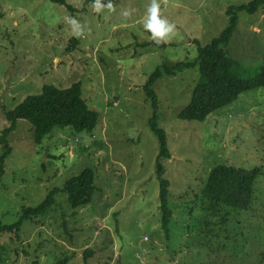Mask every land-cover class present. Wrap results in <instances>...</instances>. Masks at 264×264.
I'll use <instances>...</instances> for the list:
<instances>
[{
	"label": "rangeland",
	"instance_id": "374dc122",
	"mask_svg": "<svg viewBox=\"0 0 264 264\" xmlns=\"http://www.w3.org/2000/svg\"><path fill=\"white\" fill-rule=\"evenodd\" d=\"M86 1L66 0L69 10L49 0H0V136L10 125L5 112L44 85L81 82L83 99L99 114L93 133L55 126L36 143L31 124L19 121L9 135L0 224L17 223L24 209L59 192L45 213L0 234V264H85L88 249V264H264V88L242 93L204 121H187L179 113L201 80L199 66L156 81L158 125L171 152L163 161L173 210L167 229L159 141L149 126L154 109L144 88L157 68L194 61L196 41L209 44L228 26V9L253 0H158L161 16L175 26L159 45L143 28L151 0H111L112 9L99 12ZM70 19L82 36L72 34ZM227 51L235 75L260 72L264 6L237 13ZM219 164L262 169L248 210L204 208L200 191ZM86 168L94 170L96 188L89 204L73 209L63 188Z\"/></svg>",
	"mask_w": 264,
	"mask_h": 264
},
{
	"label": "trees",
	"instance_id": "16d2710c",
	"mask_svg": "<svg viewBox=\"0 0 264 264\" xmlns=\"http://www.w3.org/2000/svg\"><path fill=\"white\" fill-rule=\"evenodd\" d=\"M49 1L67 5L66 0ZM91 1L93 2V0ZM101 2H107V0H101ZM261 6H264V0H253L246 5L230 7L228 9L229 23L221 34L205 46L196 41L198 56L194 61H180L157 68L144 86L147 99L154 109L149 126L159 141L156 173L160 183V211L165 229L168 228L173 218V210L169 203L170 182L164 177L166 168L163 161L171 158V152L168 148L167 135L164 129L158 125L159 100L154 85L163 75L176 76L185 69L199 66L201 80L194 87L189 104L179 113V118L187 121H204L213 112L233 103L242 93L264 88V65L255 77L240 78L232 72L235 61L227 51L237 27V13L240 11L254 13ZM67 8L73 10L70 5H67ZM5 118L10 125L2 131L0 136L3 149L0 156V186L6 158L12 152L9 135L15 131L19 121L29 122L34 141L41 143L55 126H69L79 133H93L98 125L99 114L89 108L82 96V84L76 82L64 89L53 85H44L40 94L30 95L14 109L6 111ZM261 171L260 167L246 170L225 164L216 165L211 169L207 181L200 191L199 198L203 204H206L204 208L216 209L219 213L229 209L248 210L253 200L254 184ZM95 188V172L92 168H86L79 175L73 176L65 182L63 192L67 194L70 206L77 209L91 202ZM57 192L59 189H53L37 207L24 209L22 217L17 223L13 225L0 224V234L12 232L14 229L19 230L24 220L45 213L55 203L54 196ZM91 254V250L85 251V264H88ZM67 260L64 259L56 264H64Z\"/></svg>",
	"mask_w": 264,
	"mask_h": 264
},
{
	"label": "clouds",
	"instance_id": "9594fccd",
	"mask_svg": "<svg viewBox=\"0 0 264 264\" xmlns=\"http://www.w3.org/2000/svg\"><path fill=\"white\" fill-rule=\"evenodd\" d=\"M102 7L111 10V0H107V3L105 4H102L101 0H93L94 11L99 12ZM122 15L127 17L129 13L125 11ZM69 24L72 27L73 35L78 37L83 35V29L77 21L70 19ZM143 28L150 33V39L157 45L167 43L175 35L174 24L168 22L160 14L158 0H151V3L146 8V18L143 23Z\"/></svg>",
	"mask_w": 264,
	"mask_h": 264
}]
</instances>
